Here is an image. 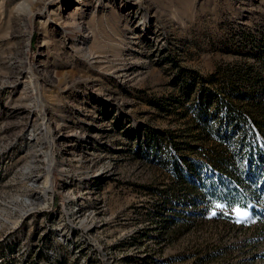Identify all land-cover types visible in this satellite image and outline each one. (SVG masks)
<instances>
[{"label":"rangeland","instance_id":"1","mask_svg":"<svg viewBox=\"0 0 264 264\" xmlns=\"http://www.w3.org/2000/svg\"><path fill=\"white\" fill-rule=\"evenodd\" d=\"M262 86L264 0H0V264H264Z\"/></svg>","mask_w":264,"mask_h":264},{"label":"trees","instance_id":"2","mask_svg":"<svg viewBox=\"0 0 264 264\" xmlns=\"http://www.w3.org/2000/svg\"><path fill=\"white\" fill-rule=\"evenodd\" d=\"M262 91L264 93V86H262ZM222 107L224 109V115L225 117L231 121L233 123L234 126L240 127L241 131H243L244 133L241 134L239 141H238V149L240 148H244L247 149V165H246V169H248L249 167V163L253 160L255 163H257L258 165L262 162V157L258 156L259 154L256 153L255 149L252 150V152L256 153V155H254V153L250 152L251 151V147H255L257 146V137L261 138L264 140V125L262 124L261 121L258 120H254V118H251V122L249 123L250 128H248L247 126V117L243 116V114L240 112H237L234 110V105H232L229 101H226L225 103H221ZM264 105V104H263ZM258 110H260V108H257ZM262 109V108H261ZM253 129V130H252ZM258 131L261 135H254L253 132ZM246 134H249V137L246 136ZM174 164V163H173ZM191 168H188V170ZM239 175V174H238ZM237 175V176H238ZM233 177H234V173H233ZM211 194H209L212 198L214 199H218L219 202L224 201L225 203H230L232 206H237V207H244L243 203L241 202L240 197H238L239 195H237V190L236 188H234V186H221V188L218 190V192H210ZM223 197V198H222ZM225 198V199H224Z\"/></svg>","mask_w":264,"mask_h":264},{"label":"snow or ice","instance_id":"3","mask_svg":"<svg viewBox=\"0 0 264 264\" xmlns=\"http://www.w3.org/2000/svg\"><path fill=\"white\" fill-rule=\"evenodd\" d=\"M215 208L217 210H221V214H223L222 210L224 208H227V209H229L231 211H234L235 212V215L237 216L236 222H241L240 218H246L247 215H248V213L246 211H242L241 210V207H235V208H233V206L230 203H227V202L226 203H223V204H216L215 205ZM212 215H214V216L217 215V212H213Z\"/></svg>","mask_w":264,"mask_h":264}]
</instances>
